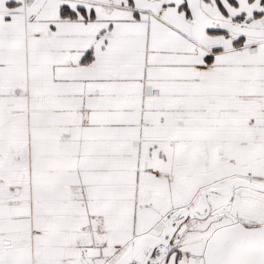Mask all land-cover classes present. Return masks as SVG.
I'll return each instance as SVG.
<instances>
[{
	"label": "snow or ice",
	"instance_id": "6c2138e0",
	"mask_svg": "<svg viewBox=\"0 0 264 264\" xmlns=\"http://www.w3.org/2000/svg\"><path fill=\"white\" fill-rule=\"evenodd\" d=\"M0 264H264V0H0Z\"/></svg>",
	"mask_w": 264,
	"mask_h": 264
}]
</instances>
